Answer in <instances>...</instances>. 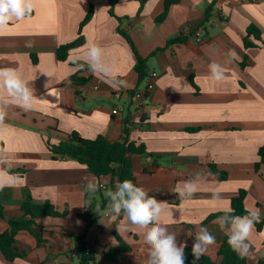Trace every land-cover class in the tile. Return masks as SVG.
<instances>
[{"label": "crops", "instance_id": "obj_1", "mask_svg": "<svg viewBox=\"0 0 264 264\" xmlns=\"http://www.w3.org/2000/svg\"><path fill=\"white\" fill-rule=\"evenodd\" d=\"M164 1L146 0L142 5L139 0H117L111 15L110 0H36L30 18L13 21L0 32V68L18 69L36 98L27 111L15 105L6 109L7 128L0 141L10 157L11 173L24 183L0 191V234L10 220L24 215L21 205L28 198L35 204L50 203L58 213L36 218L41 243L29 231H19L16 246L25 256L9 261L0 251V264H79L74 235L84 236L85 247L94 253L92 264H115L106 254L120 244L129 250L116 253V264H144L145 229L128 224L123 213L113 221L107 207L90 226L79 216L106 198L110 178L98 179L75 160L54 158L47 147V142L67 140L73 131L86 139L118 141L127 114L132 122L129 139L147 150L131 156L137 185L162 202V223L177 235V244L192 247L199 228L206 227L216 242L205 254L220 263L218 251L227 235L217 219L202 223L214 213L232 210V198L244 189L245 208L259 209L261 223L260 229L255 225L245 257L247 264L264 260V163L255 168L264 145V49H245L243 44L251 24L264 38V0H180L158 23ZM214 1L205 22L206 9ZM90 7L93 16L82 29L85 43L73 49L68 60H58L57 47L77 38ZM119 30L148 58L149 72L157 73L140 112L133 100L117 101L115 88L102 75L87 70L80 73L89 77L86 84L70 81L79 71L70 61L80 60L85 45L94 42L113 74L126 82L122 89L145 87L148 78L139 82L135 53ZM177 37L184 41L166 47ZM160 48L165 49L150 56ZM212 63L222 67V80L212 78ZM120 105L125 111L113 115ZM212 166L227 172V179L220 180ZM197 175L199 190L181 200L174 188ZM89 181L105 186L90 202Z\"/></svg>", "mask_w": 264, "mask_h": 264}, {"label": "clouds", "instance_id": "obj_2", "mask_svg": "<svg viewBox=\"0 0 264 264\" xmlns=\"http://www.w3.org/2000/svg\"><path fill=\"white\" fill-rule=\"evenodd\" d=\"M35 4L36 0H0V32H3L13 21L20 22L30 18ZM79 59L82 63L74 61L78 69L87 66L89 72L104 76L105 82L113 88L127 86L124 80L118 79L113 74L111 67L104 60L103 49L94 42L85 45V51ZM210 73L216 80L224 78V71L219 64L212 63ZM35 99L33 89L22 78L18 69L0 68V135L7 128L4 122L7 115L6 109L15 105L27 111L32 107ZM10 168L9 155L5 149H0V191L6 187H18L24 183L19 174L11 173ZM200 180L201 177L197 175L191 180L178 184L174 192L181 200L189 199L199 190ZM100 187L93 181L87 183L89 202ZM105 196L109 201L107 214L113 221L123 213V218L128 224L145 229L143 239L148 246V254L144 264H185L186 244L178 245L177 235L170 233L168 227L162 223V217L165 214L162 202L149 196L143 187L127 179L122 182L117 181L115 190H106ZM246 212L247 215H232L229 209L216 221L221 230L225 231L228 245L242 258L249 255L255 225L260 223L259 209L254 211L246 209ZM167 214L172 215L170 211ZM215 242V236L206 227H200L191 250L194 257L192 264H196Z\"/></svg>", "mask_w": 264, "mask_h": 264}, {"label": "trees", "instance_id": "obj_3", "mask_svg": "<svg viewBox=\"0 0 264 264\" xmlns=\"http://www.w3.org/2000/svg\"><path fill=\"white\" fill-rule=\"evenodd\" d=\"M117 0H110V14L114 15L113 8ZM143 5L146 0H139ZM180 0H165L164 9L162 13L156 18V22L160 23L165 20L168 15L169 8L179 3ZM215 1L209 5L206 9V18L205 22L209 20L211 11ZM93 16V8L90 7L85 18L81 21L78 30V36L75 40L62 44L56 49V57L60 61H66L69 58L70 52L73 49L81 47L85 43L84 36L82 35L83 27L91 20ZM119 32L125 37V39L132 46V49L136 56V65L135 71L138 74L139 82L145 81L149 76L148 70V58L140 56L134 47L130 37L125 32L119 30ZM184 41V38L177 37L171 39L167 42L166 47ZM243 44L245 49L261 47L264 49V38L262 37L260 29L254 24L249 25L247 28V34L243 39ZM165 47V48H166ZM165 48H160L150 55L155 56L157 53L163 51ZM82 63L80 60H71L70 64L76 67V63ZM244 66V62L241 63ZM87 71V66L82 69H79L77 73L71 76L70 81L73 84L84 85L89 81V77H84L80 73ZM132 128V122L130 121L129 114L124 117V129L123 137L118 141L110 142L103 137H97L95 139H86L79 135V133L73 131L69 134L67 140L61 141L58 144H51L47 142V147L52 153L54 158H66L75 160L81 164L87 166L88 171L100 179L101 177L108 176L110 178L109 185L107 189L115 190V184L117 181L131 180L134 184L137 185L136 178L134 176L132 168V155L147 154V150L144 144H137L134 141L129 139L130 131ZM191 131H197L199 128H190ZM0 149H3V142L0 141ZM259 160L255 164L256 170H258L261 164L264 163V145L258 149ZM212 170L219 177L220 180H226L228 177L227 172L218 171L214 166ZM22 172V171H21ZM247 196V191L240 189L238 194L231 200V214L232 215H247L246 208L244 205L245 198ZM109 201L106 198L100 200V204L89 206L82 214L80 218L87 221L89 226L94 224L98 218L100 211L105 209ZM21 209L24 212V215L15 220L9 221L8 230L0 234V251L9 261H13L16 258H22L25 256V253H20L16 246V235L21 230H27L33 234L38 243L42 242L40 231H38L35 226L36 218L41 216L58 215L54 211L53 206L50 203L44 204H35L31 201L30 198L23 201ZM225 212H217L208 216L202 224H207L211 220L217 219L219 216L224 215ZM3 217L2 208L0 207V218ZM257 229H260L261 223L256 224ZM75 242L79 247V264H92L95 257L94 253L91 251L89 254L85 253L86 247L84 242V236H75ZM129 247L125 244H120L118 246L111 248V253H107L106 256L113 263H117L116 253L119 251H128ZM192 247L186 246L184 249L185 253V264H192L193 255ZM218 254L222 257L220 263L214 262L208 255L204 254L196 262V264H247V258L239 256L234 252L227 243V236L224 237L222 244L219 248ZM257 264H264V260H259Z\"/></svg>", "mask_w": 264, "mask_h": 264}, {"label": "built area", "instance_id": "obj_4", "mask_svg": "<svg viewBox=\"0 0 264 264\" xmlns=\"http://www.w3.org/2000/svg\"><path fill=\"white\" fill-rule=\"evenodd\" d=\"M118 79H121L119 76H116ZM157 78V73L156 72H149L148 76V81L145 85L144 88H139L135 89L133 91H127L120 88H115L113 92V96L117 101H125L124 103L126 104V100L129 99L130 101H135V106L137 111H141V105L144 100L147 99V97L152 93L155 87V80ZM94 89H98V85L94 86ZM125 111V106L120 105L117 108H115L112 113L115 116H121L122 113ZM101 188H105L104 185H101ZM91 252L90 248H86L85 253L89 254Z\"/></svg>", "mask_w": 264, "mask_h": 264}]
</instances>
